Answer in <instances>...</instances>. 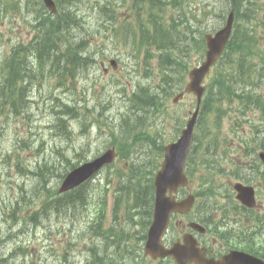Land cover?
Wrapping results in <instances>:
<instances>
[{
	"label": "rangeland",
	"instance_id": "1",
	"mask_svg": "<svg viewBox=\"0 0 264 264\" xmlns=\"http://www.w3.org/2000/svg\"><path fill=\"white\" fill-rule=\"evenodd\" d=\"M89 1L94 2L97 0H75L74 5L64 3L63 6L64 8L71 6L70 9L82 6L91 11L93 6H90ZM108 1L103 0L104 3ZM165 1H167L166 4L159 8L156 7V9L151 8L146 3V28L152 30L150 19L153 14L158 12L166 19L164 24H169L173 20L180 21L182 12L189 10L193 16V21H196V18L203 20L205 30H211L222 23V18L215 15V13L212 12L208 16H204L200 15V11H207L212 4L220 7L224 6L225 0ZM35 2L36 0H18L15 3L12 0H0V38L2 40L0 43V67L4 65V55L9 53L14 43H27L34 35V32L29 29L26 23L32 18V14L26 13L25 6L28 3L36 4ZM122 2L121 0L118 1V3ZM258 2L264 5V0H258ZM7 3L16 7L19 12L18 10H10L8 13L4 11ZM244 3L246 4V0H244ZM205 4H209L207 8H204ZM263 15L264 6L258 13V17ZM127 17V14L120 16L121 19ZM162 19L163 17L159 18L160 21ZM87 20L89 28L96 26L94 17H89ZM84 23H87V21L85 20ZM100 25L101 21L98 20L97 27L92 31L97 33L101 29ZM180 26L182 27V25ZM197 27L200 26L196 25L195 28ZM71 32L72 35H69L64 31L63 36L68 35L67 37L72 42L74 41L73 43L78 40L79 35L85 34L84 28L80 26L73 27ZM142 35V32H139L133 36L132 46H125L118 38L111 39L107 35L109 40L104 45L103 51L111 56L110 58L114 57L120 61L116 70L109 67L108 60L110 58L108 57L104 60L105 66L108 67L106 72L101 66L102 61L98 60L96 63L89 65V69H87L88 66L80 68L76 73L77 80L74 81V84H68L65 81V85H63L64 81L61 82L58 72L63 70L69 62L59 61L50 70L43 71V73L39 72L40 77H29L30 86L28 90H31L30 96L32 95V99L26 96V90L21 83L19 85L9 83V87L2 92L1 100L20 98V102L27 101V105H29L28 107L25 106L27 109L22 114L19 113L16 116L8 117L7 112L0 114V130L5 129L0 139V243L6 246L3 249L0 246V258H6L3 264H21L22 262H25V264H85L86 257L90 253L89 247L100 240L98 230L91 227L100 207L107 205L104 224L107 225L114 221L113 193L115 186L116 188L126 187V185L134 182L136 186L143 188L144 177L142 178V173L144 170L147 175L152 159L156 158L157 164L160 162L159 151L161 152L162 145L180 134L190 111L194 109V96H186L178 106L172 104L170 100L158 109L151 108L147 111L142 109L144 112L139 109L148 106V103H146L148 100L145 101L141 96L144 90L146 91L145 86H152L157 83V79H152V76L155 77L158 72V53L155 52L156 55L152 58L148 57L147 51L146 56L139 51ZM171 52L180 54L177 48H174ZM186 53L188 54V51ZM201 56L202 53L194 49L188 57L190 67L196 66L201 61ZM34 58L36 57L34 56ZM135 60L146 63V72L138 64L134 66L133 70L132 66ZM51 62H53V59ZM39 63H41L40 59H38V66L40 67ZM24 64L30 67L31 63ZM34 70H36V73L39 71L38 68L31 69L32 72ZM176 77L177 75L173 76L169 84L172 85ZM67 81H69V77H67ZM139 86H142L143 91L139 89ZM55 87H58L59 91ZM133 91L132 95L139 97L135 99L136 104L139 106L137 109L133 107L129 100V96ZM259 92L264 94V87ZM39 94L46 97L48 101L39 97ZM160 95V93H157V96L160 97ZM50 96H58L59 100L68 102L70 105L76 106L77 103V115H74V111L73 116L68 113L69 115L64 116L63 119L61 114L55 116L54 112L59 108V105ZM28 100L35 101V103L30 105ZM6 107H8L7 104L0 103V110ZM140 115L144 117L140 119L142 127L138 125L137 129L134 130L132 125L130 127L125 125L126 122H134ZM248 115L249 122L245 121L248 116L242 117L241 114L235 112L228 113V116L221 121L220 127L216 126L217 122L213 115L209 114L206 117L207 124L212 129L208 135L209 137H204L200 133V138L196 142L194 162L191 164L195 172L192 175L190 185L192 190L200 186L207 188L209 193H213L211 187L218 190L215 196L204 199L206 204L210 202L231 204L228 199H224L220 194L231 190L230 182L235 166L239 165L243 170L245 162H248L251 158H245L244 156L246 143H244V139H248V142L253 143L256 138L253 124H260L261 122V113L257 109L253 107L248 109ZM237 118L243 121L240 125L241 128L235 123ZM65 120L69 121L68 126L72 131L76 130L70 137L65 136L64 125L62 129L53 127L54 123L56 125L62 124ZM82 123H86V125L80 129ZM4 125H8L7 128H4ZM201 127L199 130L197 129L198 132ZM140 130L146 133L137 136ZM241 130H243L242 134ZM114 142L119 144L118 148L122 146L121 151L118 149L117 160L110 168L103 169L89 182L87 187L84 188L86 200L81 204L80 202L74 203L76 206L74 211H72L74 208L68 211H55L48 206L46 210L49 208L47 213L50 215L49 219L51 221L49 219L46 220L47 222L44 221V226L37 231L36 235H31V233L26 235L25 233L26 227L34 221L33 219H19L17 214L9 217L11 213H5L6 208L4 205H7V202L26 203L21 196L22 188L28 191L26 194L28 197L36 199L35 208L40 206L42 194H40V191H34L33 185H40L41 182L45 181V177L43 171L38 167L45 163L51 164L52 159L60 161L57 169L55 167L53 170L51 169L47 183L44 182L46 185L52 186L56 183L52 173L57 174L58 167L61 169L62 164H65L62 158L54 152L55 149L65 147L66 154L71 156L68 163L75 164L102 152L105 147ZM15 145L18 146L17 150H14ZM26 146L27 148H25ZM16 152L21 153L20 161L14 156ZM4 155L9 157L4 158ZM213 162L217 164L215 165ZM26 168L35 171L34 174L26 172ZM244 170L246 169L244 168ZM106 187H110V191L105 198ZM58 189L59 187L56 186L51 187V190L45 194L47 201L59 194L57 193ZM140 196L143 197V202L146 203V195L142 191ZM79 204L80 206L77 207ZM33 211L34 207H31L27 214H31ZM142 212L145 213V208ZM43 214L44 212L40 213L36 219L41 218ZM135 218L142 222L138 215ZM132 228H135L134 221L132 222ZM10 232L14 234L15 238H9ZM74 232L75 234H73ZM31 236L33 239H31ZM5 239L9 243H3ZM24 240L26 241L24 242ZM28 242L30 244L26 245ZM21 243L28 247L26 255L14 252ZM119 247L126 251L123 246L120 245ZM45 248L53 249V255L47 252ZM1 250L4 251L2 255ZM109 252H111L110 249ZM10 253L12 256L8 257ZM122 253L124 254V252ZM125 263L135 264L130 259H127ZM113 264L118 263L114 262ZM146 264H157V262L150 260Z\"/></svg>",
	"mask_w": 264,
	"mask_h": 264
},
{
	"label": "trees",
	"instance_id": "2",
	"mask_svg": "<svg viewBox=\"0 0 264 264\" xmlns=\"http://www.w3.org/2000/svg\"><path fill=\"white\" fill-rule=\"evenodd\" d=\"M247 1H248V7L246 10L242 11V7L241 9L240 7L237 8V21L238 22L244 21L246 19L251 20L254 17L255 7H249V5H252L256 0H247ZM241 16H246V18L243 19L241 18ZM57 23H58L57 21L53 22L52 26L57 25V28L59 27L57 34L59 35V38H60V32L61 30L63 31V29L60 28V26L62 25H59ZM249 30L250 29H247L244 27L243 23L237 24V27L234 32L231 43L229 45V48L227 49L224 56L220 59L219 63L217 64V66L215 67L213 71L212 76L209 79L210 82L208 84V90H207V94H206V98H205V102L203 106L204 111H207L211 107L212 102L214 101L222 102L229 98L232 99L233 97L239 98V105H241L239 109L241 112H247L248 109L252 107L258 109L264 106L263 102H256V101L250 100V98L248 97L250 95H252V97L256 95V92L254 90L256 85H252V88L250 89L252 94L249 91L244 92L241 89L242 84H244L247 87L248 85H246V83H252L253 81H255L257 77L260 78L262 76L264 78V65H263L264 64V54L260 58L261 59L260 64L258 65L252 60V57H250L251 54L254 52L253 50L254 38L250 36ZM160 31H162V37H160V39L164 43L163 45L159 46L160 50L164 49V53L162 54V57H165L167 58V60H169L172 56L171 51L174 48H177L181 55H184V54L187 55L186 53L187 49L183 46V44L169 43L171 39V33L169 30H165L162 27L159 29L156 25V32H160ZM59 38H56L51 34L52 47L54 48H50V49L55 50L51 58V61L53 59V62H55L59 57L63 56L61 55V52L59 50L60 46L57 44ZM49 41H50L49 38L48 39L45 38V42L44 40H41L37 42L36 44L39 47H46ZM82 42L83 40H81L80 44H82ZM73 48L75 49L74 46ZM50 49H48V51L46 52L47 54H49ZM87 52L90 53V50H87ZM76 54L78 56L71 55L72 57L70 58L76 64H79L82 61V58L79 56L78 51H76ZM64 55H67V54H64ZM164 68L165 69H161V73H162L161 83L166 82L167 84H169L170 80L172 81V77H173L172 74L174 73V67L172 64L170 65L166 64L164 65ZM186 72H187V69L182 71L181 76L179 77L177 81L179 83L178 88L182 85L183 76L185 75ZM174 84L175 82L172 85ZM141 97L144 98L145 101L148 100L146 102L148 103V106L156 105L157 100H158L157 95H153V94L151 95L149 91L146 92L145 90L142 93ZM76 165L77 164H71V166L69 167L71 169L72 167ZM146 190H147V187H146ZM73 196H74L73 193L69 192V193L61 195L60 198H57L56 196L53 199L50 198L48 200L47 207L51 205L54 199H64V198L68 199L69 198L71 200ZM146 198H148L147 195H146ZM71 201L73 203L81 202V200L78 198L71 200ZM46 208L43 212L46 211ZM96 264L98 263L96 262Z\"/></svg>",
	"mask_w": 264,
	"mask_h": 264
},
{
	"label": "water",
	"instance_id": "3",
	"mask_svg": "<svg viewBox=\"0 0 264 264\" xmlns=\"http://www.w3.org/2000/svg\"><path fill=\"white\" fill-rule=\"evenodd\" d=\"M233 22V15L231 14L227 23V26L216 33L215 36L209 35L207 36L209 50L207 52L206 61L203 62L202 66L199 68H195L191 71V82L187 86V91H194L198 96V102H200L202 94L204 92V87L202 86V81L204 76L208 73L211 65L217 60L219 55L221 54L224 45L230 35L231 27ZM182 96V94L180 95ZM198 110L193 114L192 118L188 122V128L184 132L183 138L180 140V145L188 148L189 145V137L193 125L196 120ZM188 142V143H187ZM187 143V144H186ZM174 144H171L166 148L167 155L169 154L168 166L165 164L163 170L158 174L156 178V204H155V218L153 225L150 229V239L154 238L156 235H161L166 227V222L169 214V204L164 202L162 197V193L170 189L172 190L177 185L181 183L180 180L183 179L182 175V167H183V159L184 155L180 158L179 164H177V160L179 159L178 150H171ZM171 150V151H170ZM171 169V170H170ZM150 244H148L149 247ZM181 251H191L190 246H185L181 248ZM178 248H174L171 253L175 255L176 260L179 264H188L192 261H197L194 255H190L187 258H179ZM225 264H264L261 260L248 256L244 253H232L225 259ZM198 262V261H197ZM202 263L207 264L205 260Z\"/></svg>",
	"mask_w": 264,
	"mask_h": 264
},
{
	"label": "bare ground",
	"instance_id": "4",
	"mask_svg": "<svg viewBox=\"0 0 264 264\" xmlns=\"http://www.w3.org/2000/svg\"><path fill=\"white\" fill-rule=\"evenodd\" d=\"M61 2H63V3H65V4H72V5H74L75 4V0H60ZM110 1V0H109ZM108 1V2H109ZM179 1V0H178ZM80 2V1H79ZM167 2V1H166ZM168 2H169V0H168ZM247 4H248V1H247ZM169 5V4H168ZM167 5V6H168ZM171 5V4H170ZM170 7V6H169ZM70 8H71V6H70ZM73 8V7H72ZM157 8H159V7H157ZM156 9V8H155ZM163 9H164V6H163ZM240 9H241V7H240ZM154 10V9H153ZM154 12H155V10H154ZM156 13V12H155ZM158 13H160V12H158ZM157 13V14H158ZM165 13V12H164ZM159 15H161V14H159ZM164 15V14H163ZM42 16V19L39 17V16H37V17H35V20L36 21H38V22H40L41 24H43V25H41L42 26V28H41V30L42 31H47V32H49L50 34H52L54 37H56V38H59V35L57 34V31H58V29H59V27L57 28V25L56 26H52V23L53 22H55V21H57L58 23H60V22H62L61 20H63L62 18H61V20H54V19H51V18H49V17H47L46 15H44V14H42L41 15ZM162 17H164V16H162ZM43 21H44V23H43ZM64 27V25H62V26H60V28H63ZM151 30V29H150ZM75 31V30H74ZM80 33V32H79ZM76 34V33H75ZM61 35L63 36V33H61ZM79 35V34H78ZM68 36V35H67ZM80 36V35H79ZM75 37V36H74ZM160 38V37H159ZM46 39H48V38H46ZM49 39H51V37L49 38ZM73 39V38H72ZM41 40H44V42H45V38H42ZM40 40V41H41ZM72 41V40H71ZM74 42V41H73ZM141 43H146V35L145 34H143L142 36H141ZM41 48H44V47H41ZM52 48H54V47H52ZM55 50H51L50 49V52H49V54L47 55V57L46 58H44L42 61H41V63H39L41 66L38 68L39 69V71L36 73V70H34L33 72L31 71V69H30V67L27 65V64H24V63H21L20 64V67H17L16 69H15V71H14V75L15 76H18L19 77V80L16 78V77H10V76H7L6 74H4V73H1L0 74V79H4L6 82H7V84L9 85V83H13V84H16V85H19L20 83L23 85V87L25 88V90H26V96L27 97H29L30 96V94H31V90H28L29 89V86H30V78L29 77H31V76H35L36 78L37 77H40L39 76V72H42L43 73V71L45 72V71H48V70H50L51 68H53L54 66H55V64L57 63V62H59V61H68L69 63L63 68V70H61V71H59L58 72V76H59V79H61V82H62V80L64 81V83H63V85H65V81L66 82H68V84H74V81H76L77 80V77H76V73L78 72V70L80 69V68H83V67H86V66H88L87 67V69H89L90 68V66H89V64L87 63V62H85L84 61V59H82V61L79 63V64H76L70 57H72V56H68V55H63V56H61V57H59L55 62H51V58H52V54H53V52H54ZM4 53V52H3ZM33 57L35 56L36 58H38V59H40V57L41 56H44V54L42 53V51H40V50H38V51H34V52H31L30 53ZM91 54V53H90ZM3 55V54H2ZM28 55H29V53H28ZM5 56V55H4ZM50 60V61H49ZM253 60V59H252ZM261 60V59H260ZM263 60V59H262ZM3 61V60H2ZM264 65V64H263ZM53 66V67H52ZM71 68H70V67ZM45 74V73H44ZM42 76V75H41ZM46 77V76H45ZM67 77H69V81H67ZM62 85V86H63ZM59 86V85H58ZM58 88V87H57ZM56 87H55V89H57ZM11 89V88H10ZM9 89V90H10ZM144 89V88H143ZM58 90V89H57ZM8 91V90H7ZM59 91V90H58ZM55 92V91H54ZM10 94V93H9ZM134 97V99H136V98H139V97H137V95L135 96H133ZM30 99H32V98H30ZM141 99V98H140ZM140 99H139V101H140ZM244 106V105H243ZM239 107H241V105H239ZM242 108H244V107H242ZM248 112V111H247ZM74 115L76 116L77 115V113H76V109H75V113H74ZM130 117V116H129ZM132 129V128H131ZM132 132V131H131ZM130 133V132H129ZM129 136H131V135H129ZM132 138V137H131ZM132 140V139H131ZM130 140V141H131ZM158 141V140H157ZM127 142V141H126ZM129 142V141H128ZM132 143V142H131ZM129 144H130V142H129ZM122 147V146H121ZM124 147V146H123ZM126 147V146H125ZM142 164H144V163H142ZM72 169H77L76 168V166H74V167H72L69 171L71 172L72 171ZM41 170V169H40ZM36 174H38L37 172H36ZM70 191H68V190H64L63 188H61V187H59V189H58V193L59 194H66V193H69ZM74 203H76V202H74ZM69 198L67 199V198H64V199H54L53 200V202L51 203V205L49 206V208H52V209H54L55 211H68L69 209H72V208H74V209H72V211H74L75 209H76V206H75V204H74ZM48 208V209H49ZM47 209V210H48ZM64 209H67V210H64ZM47 210L44 212V214L42 215V217L41 218H37L35 221H32L30 224H28V226L26 227V229H25V233H26V235L27 234H30L31 233V235H36L37 234V231H39L43 226H44V221H46V220H48L49 218H50V215L47 213ZM14 215H16V213L15 212H11V214H10V216L9 217H13ZM39 217V216H38ZM50 220V219H49ZM51 221V220H50ZM47 222V221H46ZM2 223V222H1ZM16 223V222H15ZM7 225V224H6ZM9 225V224H8ZM26 225V224H25ZM18 226H19V224H18ZM7 228V227H6ZM24 229V228H23ZM20 230V229H19ZM22 230V229H21ZM18 231V230H17ZM75 231V230H74ZM23 232V231H22ZM79 232V231H78ZM18 233H20V232H18ZM73 234H75V232L73 233ZM72 234V235H73ZM19 235V234H18ZM22 235V234H21ZM6 236V235H5ZM76 236V235H75ZM8 238V237H7ZM15 238V237H14ZM77 238V237H76ZM75 238V239H76ZM25 239V238H24ZM27 239H29V238H27ZM31 239H33L32 238V236H31ZM20 240V239H19ZM9 241H11L10 239H9ZM21 241V240H20ZM26 240H24V242H25ZM30 241V240H29ZM31 241H33V240H31ZM5 242H8V240H3V243H5ZM13 242V241H12ZM9 243V242H8ZM2 243H0V246H2V249L3 248H5L6 246L5 245H1ZM22 244V243H21ZM27 244H30L29 242L28 243H26V245ZM32 244V243H31ZM16 246V245H15ZM4 253V251L3 250H1V255ZM12 256V254L10 253V255H8V257H11ZM86 258H89V259H91L92 260V262H93V264H96V261L94 260V257H93V254L92 253H89V255H88V257H86ZM1 259H3L4 261H6V258H4V257H1ZM47 259V258H46ZM44 261V260H43ZM46 264V263H45Z\"/></svg>",
	"mask_w": 264,
	"mask_h": 264
},
{
	"label": "flooded vegetation",
	"instance_id": "5",
	"mask_svg": "<svg viewBox=\"0 0 264 264\" xmlns=\"http://www.w3.org/2000/svg\"><path fill=\"white\" fill-rule=\"evenodd\" d=\"M240 219H238V224L239 227L238 228H233L232 232L226 237H221V240H219V245L218 247H216L215 243L213 242V244L208 243V238L210 237L211 233L213 230H210L209 232V228L203 232V233H198L195 232L197 238L199 239V241L201 242L202 245L206 246L209 255L211 256H220L223 253H226L232 249H237L239 248V246L241 244H245V229L243 230L241 228V222L242 219H247L246 216L240 215L239 217ZM198 221H201L200 219H197ZM228 238H230L231 240H238V243L234 242V244L232 245V242H227ZM217 241V240H216Z\"/></svg>",
	"mask_w": 264,
	"mask_h": 264
}]
</instances>
